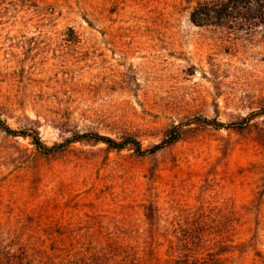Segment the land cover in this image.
Listing matches in <instances>:
<instances>
[{"label": "rangeland", "instance_id": "374dc122", "mask_svg": "<svg viewBox=\"0 0 264 264\" xmlns=\"http://www.w3.org/2000/svg\"><path fill=\"white\" fill-rule=\"evenodd\" d=\"M193 2L0 0V117L11 127L37 126L48 145L130 132L148 149L175 124L182 133L143 154L78 142L45 154L0 129V206L125 205L141 221L151 199H226L249 240L237 264H264V192L251 203L264 188V24L196 25ZM246 115L241 132L200 121Z\"/></svg>", "mask_w": 264, "mask_h": 264}, {"label": "trees", "instance_id": "16d2710c", "mask_svg": "<svg viewBox=\"0 0 264 264\" xmlns=\"http://www.w3.org/2000/svg\"><path fill=\"white\" fill-rule=\"evenodd\" d=\"M189 19L200 26L228 22L257 26L264 24V0H194ZM251 118L246 115L228 124L206 118L200 121L241 132L242 122ZM0 129L29 137L45 154H55L76 142L103 143L109 150L143 154L182 139L178 124L149 149L130 132L112 136L88 129L48 145L37 126L19 130L0 117ZM263 192L264 188L259 189L251 203H261ZM197 200V205L176 202L165 208L152 199L139 203L141 221L125 205L119 213H108L95 209L94 203H66L59 214L44 203L30 208L6 203L0 206V264H237L235 255L246 250L249 240L240 239L235 223L230 222L233 211L228 200L219 207L202 196ZM86 205L91 209L84 210Z\"/></svg>", "mask_w": 264, "mask_h": 264}]
</instances>
